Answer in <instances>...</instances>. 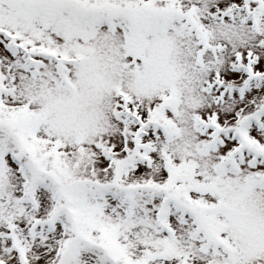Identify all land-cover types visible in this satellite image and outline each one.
<instances>
[{
	"label": "snow or ice",
	"instance_id": "1",
	"mask_svg": "<svg viewBox=\"0 0 264 264\" xmlns=\"http://www.w3.org/2000/svg\"><path fill=\"white\" fill-rule=\"evenodd\" d=\"M0 264H264V0H0Z\"/></svg>",
	"mask_w": 264,
	"mask_h": 264
}]
</instances>
